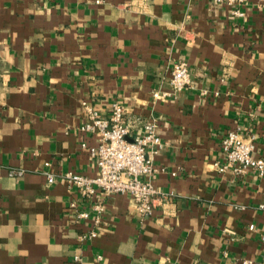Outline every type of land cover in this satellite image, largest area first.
<instances>
[{"label":"crops","instance_id":"obj_1","mask_svg":"<svg viewBox=\"0 0 264 264\" xmlns=\"http://www.w3.org/2000/svg\"><path fill=\"white\" fill-rule=\"evenodd\" d=\"M243 10L245 19L211 0H0V264L264 260V176L220 171L223 138L238 127L264 159V1ZM181 62L191 86L174 93ZM115 102L132 135L157 123L162 147L144 179L163 196L149 217L128 195L84 199L63 179L98 174L82 147L97 142L80 130L83 104L107 116Z\"/></svg>","mask_w":264,"mask_h":264},{"label":"built area","instance_id":"obj_2","mask_svg":"<svg viewBox=\"0 0 264 264\" xmlns=\"http://www.w3.org/2000/svg\"><path fill=\"white\" fill-rule=\"evenodd\" d=\"M211 1L231 7L233 17L245 19L246 13L243 8L250 0ZM256 1L261 3L264 0ZM190 86L191 76L188 65L184 62L176 64L170 79L171 91L178 93ZM169 96V93L161 91L154 94L156 99H167ZM83 107L87 120L80 130L95 137L97 142L94 146L83 143L82 147L87 149L89 155L94 159L98 167V174L89 178L80 174L66 173L63 179L84 199L91 200L98 195L104 197L128 195L141 217L151 216L156 201H160L163 196L152 182L144 179L155 172L153 158L162 147L156 121H147L141 133L132 135L130 125L125 121L126 109L121 103H113L107 116L102 115L88 103H84ZM222 151L226 165L222 166L220 171L231 168L236 175L253 172L258 176H264V159L255 155L254 142L246 140L241 128L238 127L226 133L222 141ZM19 174L21 175V173ZM45 175L49 184L55 182L53 174L46 172ZM71 209L76 212L78 220H87L90 217V212L78 210L75 202L71 203ZM260 209L264 210V204L260 205ZM92 211L96 215L95 221L99 223L100 217L105 211L103 202L95 201L92 204ZM253 229L254 226H250V230ZM96 236V232H91L83 238L92 239ZM262 242L264 244V236ZM243 264L255 263L245 260ZM260 264H264V260Z\"/></svg>","mask_w":264,"mask_h":264}]
</instances>
